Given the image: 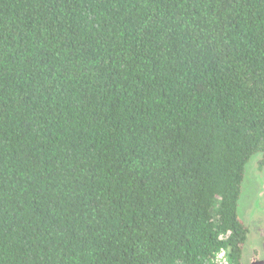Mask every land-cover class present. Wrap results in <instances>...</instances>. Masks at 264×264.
<instances>
[{"label":"trees","instance_id":"1","mask_svg":"<svg viewBox=\"0 0 264 264\" xmlns=\"http://www.w3.org/2000/svg\"><path fill=\"white\" fill-rule=\"evenodd\" d=\"M264 167V0H0V264H241Z\"/></svg>","mask_w":264,"mask_h":264},{"label":"rangeland","instance_id":"2","mask_svg":"<svg viewBox=\"0 0 264 264\" xmlns=\"http://www.w3.org/2000/svg\"><path fill=\"white\" fill-rule=\"evenodd\" d=\"M260 159L261 155L256 154L247 163L238 202V217L247 229L243 264H248L254 254L264 259V167H258Z\"/></svg>","mask_w":264,"mask_h":264},{"label":"built area","instance_id":"3","mask_svg":"<svg viewBox=\"0 0 264 264\" xmlns=\"http://www.w3.org/2000/svg\"><path fill=\"white\" fill-rule=\"evenodd\" d=\"M214 264H229L225 251L222 250L216 254L215 259H214Z\"/></svg>","mask_w":264,"mask_h":264},{"label":"flooded vegetation","instance_id":"4","mask_svg":"<svg viewBox=\"0 0 264 264\" xmlns=\"http://www.w3.org/2000/svg\"><path fill=\"white\" fill-rule=\"evenodd\" d=\"M241 261H242V257H241ZM248 264H252V263H256V262H259V261H264V259H258L257 258V254H254V256L251 258V260H248ZM241 264H243L241 262Z\"/></svg>","mask_w":264,"mask_h":264},{"label":"water","instance_id":"5","mask_svg":"<svg viewBox=\"0 0 264 264\" xmlns=\"http://www.w3.org/2000/svg\"><path fill=\"white\" fill-rule=\"evenodd\" d=\"M252 264H264V261H259V262L252 263Z\"/></svg>","mask_w":264,"mask_h":264}]
</instances>
